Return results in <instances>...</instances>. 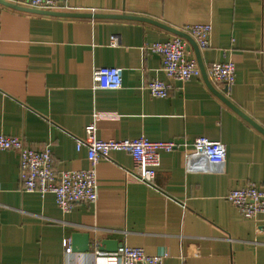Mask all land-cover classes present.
Instances as JSON below:
<instances>
[{
	"label": "crops",
	"instance_id": "crops-1",
	"mask_svg": "<svg viewBox=\"0 0 264 264\" xmlns=\"http://www.w3.org/2000/svg\"><path fill=\"white\" fill-rule=\"evenodd\" d=\"M57 11L146 16L177 29L211 24L206 69L235 62L236 80L222 93L264 127V0H68ZM173 35L145 21L43 15L0 2V134L48 146L57 170L90 166L77 140L94 121L105 140L206 136L227 147L223 173L188 172L183 146L163 151L155 185L130 174L128 152L112 151L97 165L98 201L69 213L52 193L22 192L19 153L0 151V264H90L104 239L166 254L164 264H264V215L246 219L226 197L252 182L264 189V134L203 76L165 74L162 57L145 46ZM96 66L122 68L123 87L94 90ZM154 78L172 85L167 97L150 94ZM76 232L90 235L89 252H65L63 240Z\"/></svg>",
	"mask_w": 264,
	"mask_h": 264
},
{
	"label": "built area",
	"instance_id": "built-area-1",
	"mask_svg": "<svg viewBox=\"0 0 264 264\" xmlns=\"http://www.w3.org/2000/svg\"><path fill=\"white\" fill-rule=\"evenodd\" d=\"M36 9L57 11L66 6L68 0H25ZM189 34L200 50L210 46L211 24H196L181 29ZM113 45L118 44L116 36L111 37ZM189 41L180 35L147 44L146 51L162 57L165 74L174 80L185 82L192 77H202V71L194 52L188 49ZM207 74L214 87L222 92L236 80V64L233 61L214 62ZM123 87L122 68L117 66H96L93 69V89L118 90ZM146 87L155 97L165 98L172 85L161 79L150 80ZM96 118V117H95ZM85 135L77 140V148L86 147L90 166L85 169L57 170L54 156L48 146L37 149L24 143L22 138L0 134V151L13 150L20 156V180L22 192L52 193L58 207L71 212L79 202L95 204L98 201L97 165L107 159L112 151H126L134 160L132 176L145 184L155 185L156 173L161 165V153L170 152L180 146L185 150V165L188 172L213 171L223 173L227 158L226 145L206 136H198L192 142L179 143L175 140L153 141L145 136L137 138L102 139L98 136L96 122L85 127ZM192 149H189V147ZM205 160L206 165L198 162ZM227 200L236 206L246 219L258 220L264 215V189L256 183L234 188L227 194ZM65 252L72 253L71 239L63 240ZM166 254H148L144 248L132 247L125 242L119 244L116 252L97 251L90 264H164Z\"/></svg>",
	"mask_w": 264,
	"mask_h": 264
},
{
	"label": "water",
	"instance_id": "water-1",
	"mask_svg": "<svg viewBox=\"0 0 264 264\" xmlns=\"http://www.w3.org/2000/svg\"><path fill=\"white\" fill-rule=\"evenodd\" d=\"M0 2L5 5L20 9V10L43 14V15L83 17V18H113V19H129V20L145 21V22H150L152 24L160 26L172 32L175 35L183 36L192 45L195 55L197 57V60L199 62L201 71H202V76L206 84L208 85V87L212 90V92H214L217 96H219L225 103H227L230 107H232L236 112H238L242 117L248 120L253 126H255L259 131H261L264 134L263 126H261L259 123L255 122L252 118L247 116L242 110H240L236 105H234L222 92H220L214 87V85L212 84V82L210 81L208 77L207 69L202 60L200 48L198 47L194 39L189 34L182 31L181 29L173 28L171 26H168L162 22H159L152 18H148L146 16L127 15V14H107V13L105 14V13L58 12V11H50V10H43V9H36L32 7L21 6L19 4H14L6 0H0ZM71 245H72V251L74 252H78V253L89 252L92 248V241H91L90 235L88 233H82V232L74 233L71 238ZM94 246L98 248L99 251H102V252H116L119 244L117 241L104 239L98 243H95Z\"/></svg>",
	"mask_w": 264,
	"mask_h": 264
}]
</instances>
